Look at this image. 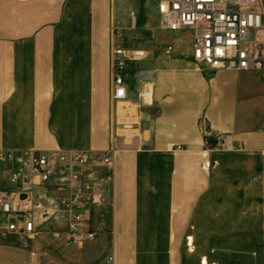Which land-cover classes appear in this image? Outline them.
Returning a JSON list of instances; mask_svg holds the SVG:
<instances>
[{"label":"crops","instance_id":"1","mask_svg":"<svg viewBox=\"0 0 264 264\" xmlns=\"http://www.w3.org/2000/svg\"><path fill=\"white\" fill-rule=\"evenodd\" d=\"M113 9L111 0H0V150L104 152L120 119L135 121L136 133L116 142L109 230L82 247L61 242L92 250L76 263L45 249L38 260L264 264L263 75L198 67L193 33L158 26L164 48L128 64L127 99L116 103ZM224 135L234 150L216 148ZM10 170L0 164V189ZM45 239L54 243L43 235L31 245ZM4 242L0 264H18Z\"/></svg>","mask_w":264,"mask_h":264},{"label":"built area","instance_id":"2","mask_svg":"<svg viewBox=\"0 0 264 264\" xmlns=\"http://www.w3.org/2000/svg\"><path fill=\"white\" fill-rule=\"evenodd\" d=\"M156 1L162 31L193 33L191 50L196 66L251 71L264 77V0ZM173 52L171 45L165 50L167 56ZM144 58V51L125 48L120 34L113 33L114 102L127 99L124 73L128 64ZM117 124L120 128L104 152L0 150V164L11 169L8 186L0 189V242L16 238L21 247L30 249L44 235L54 243L82 247L109 230L105 210L112 203L116 142L136 133L131 118ZM216 148L234 150L232 137L221 136ZM30 255L32 264H40L36 251ZM106 264H114V257H107Z\"/></svg>","mask_w":264,"mask_h":264},{"label":"rangeland","instance_id":"3","mask_svg":"<svg viewBox=\"0 0 264 264\" xmlns=\"http://www.w3.org/2000/svg\"><path fill=\"white\" fill-rule=\"evenodd\" d=\"M111 3L112 7H114L113 13L116 15V22L113 21L110 27V40H112L113 33L116 32L120 34L121 43L125 48L147 50L149 51V57L161 52L165 46L166 38L158 30V6L156 0H111ZM147 61L149 59L140 63L144 64ZM127 110L121 113H132V111ZM44 242L46 243L45 248L41 246V242H36L30 246V249L33 248L38 251L37 254H40L45 249L51 254L62 255L66 262L73 263H76L79 259L81 260L83 256H88L92 251L87 244L84 250H77L72 247H66L61 242L51 243L47 239ZM2 244L16 249V254L11 256L10 259L18 264H30V253L28 251L27 253L23 252V247L21 249L20 242L17 239L15 241L6 240ZM39 263L60 264L58 261L46 257H41Z\"/></svg>","mask_w":264,"mask_h":264},{"label":"bare ground","instance_id":"4","mask_svg":"<svg viewBox=\"0 0 264 264\" xmlns=\"http://www.w3.org/2000/svg\"><path fill=\"white\" fill-rule=\"evenodd\" d=\"M151 92H152L151 87L147 86V88H146V90H145V92L143 94L144 100L147 103L151 101ZM131 119L133 120V118H131Z\"/></svg>","mask_w":264,"mask_h":264}]
</instances>
